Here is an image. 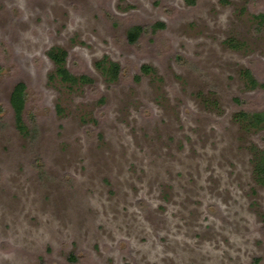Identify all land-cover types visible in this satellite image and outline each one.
Instances as JSON below:
<instances>
[{
    "label": "rangeland",
    "instance_id": "rangeland-1",
    "mask_svg": "<svg viewBox=\"0 0 264 264\" xmlns=\"http://www.w3.org/2000/svg\"><path fill=\"white\" fill-rule=\"evenodd\" d=\"M259 14L264 0H0V264H264V126L241 114L264 110ZM53 47L93 82L54 76Z\"/></svg>",
    "mask_w": 264,
    "mask_h": 264
},
{
    "label": "trees",
    "instance_id": "trees-1",
    "mask_svg": "<svg viewBox=\"0 0 264 264\" xmlns=\"http://www.w3.org/2000/svg\"><path fill=\"white\" fill-rule=\"evenodd\" d=\"M190 4H194L196 0H186ZM261 18H264V14L258 15ZM160 25H162L160 23ZM156 26V25H155ZM142 26H134L129 30V38L131 41H136L140 33L143 31ZM49 57L54 61L56 65V69L54 72V76H57L61 79V81L65 83H69L70 85H78L82 83H91L93 82V79L87 75V74H81L76 75L73 73L67 66V56L68 52L65 49L53 47L48 51ZM98 64L102 67L104 70V73L108 76L110 80H115L118 78L121 72V66L119 63L114 61H108L105 62L104 60H101ZM150 67L148 65H144L143 69L148 70ZM1 70V65H0ZM248 76L251 77L252 85L255 86L258 83V81L251 76V70L247 69ZM262 88H264V83L260 84ZM26 89L27 86L25 82H18L11 93L10 97V104L14 110L15 113V120L20 128V130H24L25 132H29L28 126L23 120V111L26 106ZM242 116L247 117L249 120V124L253 127H263L264 126V110L262 111H242ZM28 130V131H27ZM256 173L258 176V179L260 181L264 182V149L258 152L256 157Z\"/></svg>",
    "mask_w": 264,
    "mask_h": 264
}]
</instances>
